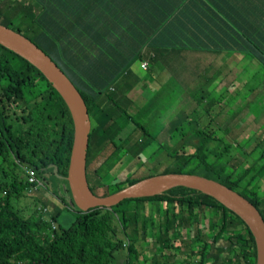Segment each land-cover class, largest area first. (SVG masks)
I'll return each mask as SVG.
<instances>
[{
    "label": "trees",
    "instance_id": "16d2710c",
    "mask_svg": "<svg viewBox=\"0 0 264 264\" xmlns=\"http://www.w3.org/2000/svg\"><path fill=\"white\" fill-rule=\"evenodd\" d=\"M128 1L136 10L132 8L130 17L116 13L114 2L119 0H0L2 25L24 35L47 54L87 106L91 125L86 155L89 188L102 197L157 174H198L241 194L264 219V197L256 185L263 163L257 169L254 165L241 168L244 158L230 152L231 143L221 150L208 147L210 142L222 139L215 133L216 116L212 114L219 99L205 101V95L201 96L206 123L189 134L182 132L179 147L167 151L165 158L153 165L160 168L163 162L167 165L172 160L173 166L147 173L142 171L146 162L138 152L143 138L153 135L124 109L133 105L124 94L125 88L137 77L122 81L132 76L134 62L140 67V62L147 60L146 70L152 71L160 56L189 50L247 53L264 69V30L260 28L264 26V0ZM102 4L113 12L101 8L103 14L96 15L95 6ZM238 15L246 18L245 23L259 22L260 27L251 26L249 30L247 24L244 28ZM8 53L19 60L13 62ZM204 73L196 72L195 82L204 77L209 84L215 76ZM118 88L123 93L117 95ZM130 122L134 128L116 143L114 135ZM73 137L72 114L52 83L0 44V264H111L114 252L122 248L127 251L125 263L132 264L140 256L137 240L125 244L117 236V226L126 234L128 229L137 231L140 220L143 230L155 234L156 247L166 249L171 240L179 239L191 249L188 256L197 254L196 264H206L211 247L224 254L222 259L215 256L220 264H256L255 241L248 226L214 198L183 186L87 211L77 208L69 192L75 215L57 232L54 218L43 216L46 207L31 208V203L39 199L33 196L38 185L28 180L27 169L42 181L47 172L66 179ZM111 144V152L93 170L101 180L91 183L88 167ZM127 155L130 160L123 168L127 174L116 179L118 175L111 174L108 165L118 164L120 169ZM258 158H264V148ZM125 201L133 203L119 208ZM148 204L155 210L154 216ZM141 211L144 218L138 216ZM201 221H207L205 231L199 228ZM217 240L222 241L221 247L214 246ZM166 261L162 257L158 264Z\"/></svg>",
    "mask_w": 264,
    "mask_h": 264
},
{
    "label": "rangeland",
    "instance_id": "374dc122",
    "mask_svg": "<svg viewBox=\"0 0 264 264\" xmlns=\"http://www.w3.org/2000/svg\"><path fill=\"white\" fill-rule=\"evenodd\" d=\"M3 23L4 22L0 20V24ZM189 52L193 53L194 51L189 50L184 52V54H189ZM8 56L11 57V60L13 62L19 60L17 56L13 57L9 53ZM215 69L216 68L212 67L206 68L202 71H204L206 74L212 75ZM224 70L225 68H222L220 74L221 76L223 75ZM130 72H132V76H128V78L124 77L122 81L127 79L129 82H131L132 77H137V79L130 86L125 88L124 93L129 100H132L133 105L129 107H127L126 105V108L124 109L128 111V113L134 119L143 124L148 129V132L154 136H151L149 139L147 137L143 138V147L138 152L142 161L146 162L145 167H143L142 169L143 172H160V169L162 167H165L166 163L163 162V165H161L160 168L153 167V165L156 164L155 162L158 161V159L165 158V154L167 153V151H172L179 147V144L183 142V139H181V133L187 132V134H189L193 129L200 127L206 123L208 118H203L206 117V114L203 112V110L205 109V102L201 97L203 95H205V101L207 99L215 97L223 102L227 100L228 106L233 107H229V112L227 110L223 112L224 119H222V117L221 119L216 118L215 124L213 123L216 127L215 133L222 139L220 141L210 142L208 144V147L221 150L225 145L231 143L232 147L230 152H236L240 157L244 158L241 164V168L254 165V169H257L258 167H261L260 165L262 163V166H264V158H258L262 152V148H264V120L262 122L253 121L252 119L249 120L248 118L247 120H245V117L248 115V113H246V115L240 120H234V117H231L240 112L237 109L239 105L238 97H236L234 94L233 96L229 95L230 90L231 93L235 92L236 86L228 84L226 85V87L225 83L223 84L220 82V80L217 81L216 79V81L214 80L213 82H210L208 84L203 79L204 77H201L202 79L198 80L197 82H195L194 80L192 84L193 87L185 86L186 81L182 85H178L176 83V77H174V75L165 65L154 67V69L150 71L141 69L139 67V63L134 62L131 65ZM233 72L235 71H229L226 74L227 79L224 80L226 82V80L229 79L234 83V85H236L237 78L232 79L233 77L231 76V73ZM260 75L261 77H264V69H261ZM238 81H240V79H238ZM258 81V78L256 81L253 80L254 83H257ZM214 83H217L219 86L215 87L216 85L214 86ZM122 84L124 85L126 83L122 82ZM214 87L218 94L215 93V91H212ZM217 88H219V90ZM120 92L123 93L122 88L117 89V95H119ZM190 92L192 93L190 94ZM222 92H225L223 93V96ZM229 97L231 98L229 99ZM179 98L181 100L183 98L187 100L194 98V100L197 102H190V105L196 107L195 110L190 114L194 118L193 121L190 122V120H184L179 123L176 121L175 123L176 119L172 120L174 117H178L180 115V112H176V106H178V103H181L178 102L180 100ZM242 99L243 97H241L239 100L241 101ZM188 104L189 103H185V108L183 112H181L180 117H182L183 119H185L184 117L185 114H187L186 112L188 110H192V107H189L190 105ZM240 106L244 108L243 104H240ZM216 108L217 110L219 109L218 106ZM175 112L176 115L174 116ZM225 116H227V118H225ZM244 127L245 129H247V135H244L243 137L242 133L240 132H242L241 129H244ZM133 128L134 125L130 122L125 125V127L118 135L115 136L113 131H110V134L114 135L116 143H119L132 131ZM112 147L113 145L111 144L108 149L97 156L88 167V175L90 177L91 183H96L101 180L100 176L94 175L93 170L103 161L104 156L106 154L108 155L111 152ZM129 156L133 155L129 153ZM129 156L127 155V159L124 165L122 164V162H120L123 165L120 166V169L117 166L118 164H115L114 167L113 164H109L110 166L108 165V167H111V174L118 175L116 179H120L122 175L127 174V170L123 168L128 163V160H130V158L128 159ZM169 164H172V166L174 165V163H172V160H168L166 166H168ZM44 177L45 179L43 181L38 178L37 182L35 183L36 185H38V190L35 191V194L33 196L39 197V199L36 200L37 202L35 204L31 203V208L40 206L46 207V209L48 210L47 212L43 213L44 218L50 220L53 217L54 223L57 226V232H59L62 228L68 226L75 215V210L68 194L70 192L71 195L69 183L66 179H61L59 176H53V174L48 172L44 174ZM259 177L261 178L256 185L259 193L264 197V170L260 173ZM95 193L97 192L95 191ZM27 197L30 198L31 196ZM130 203H133V201H125L119 206V208H124ZM149 206H151V204H148V210H150L152 216H154L155 210L150 208ZM139 215L144 218L143 211H141L138 216ZM141 224L142 221L140 220L137 226L138 230L134 231L128 229L126 234L122 232V230H120V228L117 226V236L119 238L121 237L120 239H122L125 244H127L129 241L137 240L136 247L139 251L140 256L132 260V264H158V262L161 261L162 257L165 258V261L167 260V264H196L197 254L192 253L191 256H188L191 249L189 247H186L185 244H181L179 239L171 240L170 246L166 249L158 248L156 247L154 242L155 238H153L155 234L152 235V232L150 230H143ZM205 225H207V221H201L199 224V228L205 231ZM172 234L174 233L172 232L171 235ZM182 234L185 236L184 232ZM191 240H194V238L192 237ZM208 241H210V238H208ZM186 242H188V239L186 240ZM178 245H181L180 249L178 247L176 248V246ZM214 246L221 247L222 241L217 240ZM208 252V261L206 262V264H220L219 261L217 262V257L215 260L216 255H219V259L224 258V254L223 256H221L219 254V251L215 247H211ZM126 253L127 251L125 248L119 249L117 250V252H114V260L111 262V264H126ZM145 257L148 260H143ZM153 261H155V263Z\"/></svg>",
    "mask_w": 264,
    "mask_h": 264
},
{
    "label": "water",
    "instance_id": "95a60500",
    "mask_svg": "<svg viewBox=\"0 0 264 264\" xmlns=\"http://www.w3.org/2000/svg\"><path fill=\"white\" fill-rule=\"evenodd\" d=\"M0 44L36 67L66 102L74 121V137L66 175L72 199L78 209L110 208L129 198L152 196L183 186L198 190L232 210L251 231L256 246V264H264V219L245 197L227 186L204 176L189 173H164L143 178L107 196H97L89 188L86 155L90 120L87 106L68 77L27 37L0 24Z\"/></svg>",
    "mask_w": 264,
    "mask_h": 264
},
{
    "label": "crops",
    "instance_id": "0c3cea01",
    "mask_svg": "<svg viewBox=\"0 0 264 264\" xmlns=\"http://www.w3.org/2000/svg\"><path fill=\"white\" fill-rule=\"evenodd\" d=\"M139 3L141 4L140 0H138V4ZM114 5L118 7L116 12L117 14L125 13L128 17H130L132 8L134 9V11H136L135 7H132L129 4L128 0H119V2H114ZM101 8L104 10V12H109V13L113 12L111 11V8L107 9L106 6L102 4L101 7L100 5L95 6L94 13L96 15L103 14V12L99 11ZM242 9H243L242 5H239L238 11H241ZM238 17H239L240 25H243L244 28H246L247 24H249V23H245L246 18H242L240 15H238ZM251 26H253L254 29H258L260 27V24L257 21H251V23L247 26L249 30H251L250 29ZM260 28L264 30V26H261ZM237 29L239 28L237 27ZM157 61L159 62L157 66L165 65L169 69V71L174 75V77H176V83L178 85H182L186 81L185 86H189V87L192 86L193 81L195 80L196 72H201L206 68H212V67L216 68L213 72L215 73V76L213 77L211 82H213L216 79L217 81L220 80V82L223 84L225 83V86L228 84L236 86L235 92L231 93L230 90L229 95L233 96L234 94L236 97H238L239 105L237 109L240 112L237 113L235 116H231V117L232 118L234 117V120H238V119L240 120L246 115V113H248V115L245 117V120H247V118L249 120L252 119L253 121H257V122H262L264 120V77H261L260 75L261 69H263V67L251 55L243 52L231 53L227 51L217 52V53L194 51L193 53L189 52V54L188 53L184 54V52H175L172 55L169 56L167 55V57L160 56L157 59ZM222 68H225V70L223 71V75L221 76L220 74ZM231 70L235 71L231 73V76L233 77L232 79L237 78L236 85H234V83L229 79L226 80V82L224 80L227 79L226 74ZM257 78L259 81L257 83H254L253 80L256 81ZM238 79H240V81H238ZM213 85L219 86L217 83H214ZM215 87L213 88L212 91L213 92L215 91V93L218 94ZM217 89L219 90V88ZM191 93L192 92H190V94ZM223 93L225 92H222V96ZM241 97H243V99L240 101L239 99ZM230 98L231 97H229V99ZM191 99L190 100L184 98L182 100L180 99L178 102L181 103H178V106H176V112H180L181 115V112H183L185 108L184 107L185 103H189L188 105H190L191 104L190 102H196L194 99L192 100ZM240 104H243L244 108H242ZM217 106L219 107L218 110L216 108ZM189 107H192L191 108L192 110H188L186 112L187 114H185L184 117L185 119L180 117V115L178 117H174L176 115L175 112L174 116H172L174 117L172 120L176 119L175 123L176 121L179 123L184 120L186 121L190 120V122L193 121L194 118L190 114L192 111L195 110L196 107L195 106L193 107L192 105H190ZM229 107L233 108L231 106H228L227 100H225V102L220 101L219 105L213 106L212 113H214L216 116L214 120V124L216 118L221 119L222 117V119H224L223 112L226 110L229 112ZM203 118L207 119V115L206 117ZM225 118H227V116H225ZM246 130L247 129H245V127L244 129H241L242 132L240 133H242L243 137L244 135H247Z\"/></svg>",
    "mask_w": 264,
    "mask_h": 264
},
{
    "label": "built area",
    "instance_id": "2783aa9c",
    "mask_svg": "<svg viewBox=\"0 0 264 264\" xmlns=\"http://www.w3.org/2000/svg\"><path fill=\"white\" fill-rule=\"evenodd\" d=\"M140 67H141V69L146 70L147 67H148L147 60H142L140 62ZM27 176H28V180L30 182H37V178L35 177V174H34V171L33 170L27 169Z\"/></svg>",
    "mask_w": 264,
    "mask_h": 264
}]
</instances>
